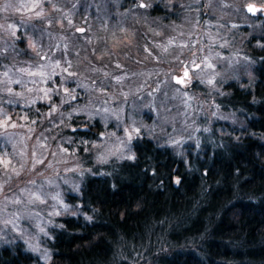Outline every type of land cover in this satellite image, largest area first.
<instances>
[{"label": "rangeland", "instance_id": "obj_1", "mask_svg": "<svg viewBox=\"0 0 264 264\" xmlns=\"http://www.w3.org/2000/svg\"><path fill=\"white\" fill-rule=\"evenodd\" d=\"M73 1L0 0V57L13 63L3 66V71L0 68V113L9 118L7 129L0 127V242L18 239L42 261L51 255L46 241L51 229L58 226V218L76 212L74 204L65 203L63 194H78L86 174H104V169L96 170V166H107L109 170V166L122 163L128 157V148L131 157L130 142L135 138L146 136L168 142L179 152L180 143L196 135L199 118L205 122L207 117V123L223 119L215 104L223 83L234 80L239 84L253 77L247 45L251 43V49L264 46V17L255 18L244 10L250 2L264 6V0H141L142 9L137 5L139 0H110L107 6L113 9L115 5L117 9L106 16L91 44L96 49L101 46L108 53L105 58L77 47L70 34L62 33L67 32L60 22L62 18L67 19L68 27L74 23L73 12L65 11ZM166 5L171 9L173 33L170 35V29L162 36L156 48L143 46L139 28H147L152 21L156 24L157 15L150 9ZM57 12L58 20L47 19ZM48 22L54 30L46 37L36 29L45 32ZM103 37L107 38L103 41ZM20 38L24 39V47L15 53L12 48ZM56 38L68 40L58 41L66 46L59 49L64 56L61 66L72 63L81 76L89 74L76 80L95 94H88L86 101L74 102L77 117L73 121L88 122L77 127H97L99 132L90 137L64 133L74 125L64 122L68 117L72 120V115L65 118L56 108L60 95L51 86L57 84V65L42 60L31 64L36 52L47 53L45 46ZM126 47L129 52L123 50ZM78 53L102 60L103 65L110 63L107 73L88 60L76 59ZM121 56L128 68L113 69L112 62L117 57L121 60ZM179 71L183 84L172 81ZM49 81L53 85L48 88ZM73 86L71 82L63 90ZM105 94L108 97L102 100ZM84 95L76 94L77 99ZM37 160L44 162L35 163ZM87 162H92V167ZM34 193L44 202L33 199ZM16 200L20 203H13Z\"/></svg>", "mask_w": 264, "mask_h": 264}, {"label": "trees", "instance_id": "obj_2", "mask_svg": "<svg viewBox=\"0 0 264 264\" xmlns=\"http://www.w3.org/2000/svg\"><path fill=\"white\" fill-rule=\"evenodd\" d=\"M140 1L137 5L142 9ZM102 2L74 0L69 10L65 9L73 12L74 23L68 27L67 19L60 22L67 31L62 33L70 34L77 47L108 58L101 46H91L94 33L101 32L106 16L117 9L107 6L110 0ZM150 13L157 15L156 24L152 21L139 29L143 46L156 48L173 27V20L167 5L157 10L153 7ZM59 15L49 14L47 19L58 20ZM47 27L45 32L41 28L36 31L47 37L53 26L48 22ZM63 39L56 38L45 46L52 57L42 50L39 55L36 52L31 64L40 58L58 62L57 84L48 83L60 95L56 108L65 118L73 116L72 120L64 119L70 121L68 125L87 124L73 121L77 117L74 102L86 101L88 94L95 92H88L76 80L81 76L76 65L61 66L64 56L59 49L65 45L58 41L68 42ZM250 44L246 53L253 77L239 84L226 81L215 97L222 120L207 123V117L205 122L199 118L196 135L180 143L179 152L168 142L135 138L130 142L131 157L128 148L122 163L109 166V170L96 166V170L103 168L104 174H86L78 194H63L67 204L76 206V212L58 218V226L51 229L46 241L51 252L47 261L39 260L17 239L0 242V264H264V46L251 49ZM23 47L24 39L20 38L12 50L16 53ZM77 58L108 71L110 63L103 65L102 60L79 53ZM126 62L117 57L113 69L117 65L127 69ZM7 64L13 65L7 57H0V68ZM71 82L75 86L63 90ZM75 91L85 95L77 99ZM105 95L102 100L107 99ZM38 106L44 108L42 103ZM94 123L100 124L98 120ZM96 128L72 132L64 123L66 136L90 137L98 133ZM87 164L92 167V162Z\"/></svg>", "mask_w": 264, "mask_h": 264}, {"label": "snow or ice", "instance_id": "obj_3", "mask_svg": "<svg viewBox=\"0 0 264 264\" xmlns=\"http://www.w3.org/2000/svg\"><path fill=\"white\" fill-rule=\"evenodd\" d=\"M144 5H141V7H143ZM5 7L7 8V7H10V5H5ZM248 10L249 11H252V12H255V9L251 6V5H249L248 6ZM9 27L10 28H13V26H11V25H9ZM80 31H83L82 29H80ZM15 30L13 29V31H12V35L13 36H15ZM32 47L33 48H35V45L33 44L32 45ZM165 51H166V49H165ZM38 55H39V53H37ZM208 67H211V65L210 64H208L207 65ZM117 67H119V65H117ZM24 71H27L26 69L24 70ZM65 71H67V69H65ZM31 75H35V73H30ZM69 75H73V73H69ZM105 75H107V74H105ZM184 77L186 78V77H188V71L186 70L185 72H184ZM117 83H120L121 82V80H120V78H117V81H116ZM16 83H20V81H16ZM176 83H178V84H183L184 83V79H177L176 80ZM208 83L209 84H212L213 83V81L212 80H209L208 81ZM9 91H11V90H9ZM45 95H47V93H45ZM73 98H75V97H73ZM9 126V118L6 116V114H4V113H0V127H2V128H4L5 130L7 129V127ZM11 127H13V128H15L16 127V125L15 124H11ZM133 131H137L136 129H133ZM44 161L43 160H37V161H35V163H43ZM70 171H74L73 169H70ZM18 174V173H17ZM32 196H33V199H35V200H39L41 203H43L44 201L41 199V197H40V195H38V194H32ZM56 197H54V199H55ZM29 202H31V201H29ZM13 203H20V201L19 200H16V201H13ZM6 223H7V221H6ZM13 226H15V225H13Z\"/></svg>", "mask_w": 264, "mask_h": 264}, {"label": "water", "instance_id": "obj_4", "mask_svg": "<svg viewBox=\"0 0 264 264\" xmlns=\"http://www.w3.org/2000/svg\"><path fill=\"white\" fill-rule=\"evenodd\" d=\"M249 5H251V6L255 9V12H252V11H249V10H248V6H249ZM260 8H261V7L256 6V5L253 4V3H250V4H248V5L245 6L246 11L249 12L251 15H254V14L256 13V11L259 10ZM176 79H177V77L174 76V77H173V80L176 81ZM83 129H85V128H80V130H83Z\"/></svg>", "mask_w": 264, "mask_h": 264}]
</instances>
